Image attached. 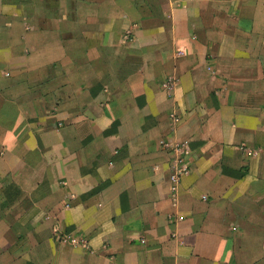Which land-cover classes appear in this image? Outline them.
Instances as JSON below:
<instances>
[{
	"label": "crops",
	"instance_id": "obj_1",
	"mask_svg": "<svg viewBox=\"0 0 264 264\" xmlns=\"http://www.w3.org/2000/svg\"><path fill=\"white\" fill-rule=\"evenodd\" d=\"M2 195L8 264H264V0H0Z\"/></svg>",
	"mask_w": 264,
	"mask_h": 264
},
{
	"label": "rangeland",
	"instance_id": "obj_2",
	"mask_svg": "<svg viewBox=\"0 0 264 264\" xmlns=\"http://www.w3.org/2000/svg\"><path fill=\"white\" fill-rule=\"evenodd\" d=\"M70 34L72 33L71 31L69 32ZM82 41H80V48L82 47ZM77 48V47H76ZM79 61H83V58H79ZM11 194L14 196V202H18L20 195V190L17 187H14L13 190H11ZM12 203V201H8L6 198H4V196H0V220L3 218V214L6 211V208L10 207V204ZM14 220L16 221L14 226L17 224H21L19 221L21 219V217H17V215H15ZM22 236L21 235H16V247H11L9 248V250L6 249L5 246H3L2 248L0 247V264H8V262L6 261V259L8 258V256L10 255V253L12 252V250L16 251L17 255H23L25 254V250L19 246L21 245L22 242H20V240H22ZM12 254V253H11Z\"/></svg>",
	"mask_w": 264,
	"mask_h": 264
},
{
	"label": "built area",
	"instance_id": "obj_3",
	"mask_svg": "<svg viewBox=\"0 0 264 264\" xmlns=\"http://www.w3.org/2000/svg\"><path fill=\"white\" fill-rule=\"evenodd\" d=\"M174 151L175 155L171 163V169L173 172L171 175V181L173 184L172 191L176 190L177 182H179L180 177L184 174H188L189 172V165L186 160L189 152L187 150L186 143L176 145Z\"/></svg>",
	"mask_w": 264,
	"mask_h": 264
}]
</instances>
